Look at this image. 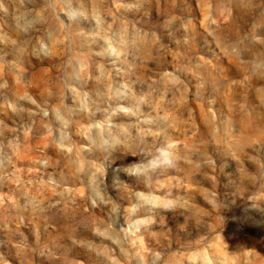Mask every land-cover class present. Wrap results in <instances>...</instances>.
Segmentation results:
<instances>
[{
  "label": "rangeland",
  "instance_id": "374dc122",
  "mask_svg": "<svg viewBox=\"0 0 264 264\" xmlns=\"http://www.w3.org/2000/svg\"><path fill=\"white\" fill-rule=\"evenodd\" d=\"M0 264H264V0H0Z\"/></svg>",
  "mask_w": 264,
  "mask_h": 264
}]
</instances>
